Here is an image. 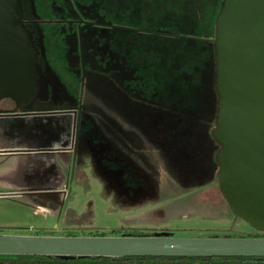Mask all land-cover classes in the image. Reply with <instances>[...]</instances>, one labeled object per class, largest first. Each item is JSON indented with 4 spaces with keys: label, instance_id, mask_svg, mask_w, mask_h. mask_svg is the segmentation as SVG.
Listing matches in <instances>:
<instances>
[{
    "label": "rangeland",
    "instance_id": "374dc122",
    "mask_svg": "<svg viewBox=\"0 0 264 264\" xmlns=\"http://www.w3.org/2000/svg\"><path fill=\"white\" fill-rule=\"evenodd\" d=\"M17 1L29 22L25 32L37 56L36 78L51 84L45 92L38 88L35 99L74 105L81 97L86 115L79 141L101 152L99 167L93 169L97 177L87 163L78 174L79 163L68 153L33 155L26 164H0L2 235L89 237L88 229L93 228L99 235L119 237L120 205L140 203L171 208L176 215L194 213L182 220L164 216L161 225L173 231L174 238H236V233L264 237L243 217L230 216L216 192L212 42L223 0ZM152 1L155 4H147ZM75 13L92 23L79 28L80 46L75 26L67 23ZM0 131L32 133L35 143L52 150L58 147L55 135L68 140L70 118L61 114L0 119ZM53 191L64 192L58 217L35 207L41 205L39 195H25ZM200 211L209 218L202 220ZM56 225L61 232L45 231ZM77 227L82 229L70 231ZM215 231L233 236L211 234ZM183 232L188 234L177 236Z\"/></svg>",
    "mask_w": 264,
    "mask_h": 264
},
{
    "label": "water",
    "instance_id": "95a60500",
    "mask_svg": "<svg viewBox=\"0 0 264 264\" xmlns=\"http://www.w3.org/2000/svg\"><path fill=\"white\" fill-rule=\"evenodd\" d=\"M19 24L17 1L0 0V98H9L16 109L32 94L35 60ZM78 42L80 46L79 35ZM212 44L217 103L211 136L220 148L217 184L232 183L225 199L234 219L243 217L249 226L264 232V0H223ZM52 110L35 102L30 111ZM231 199L244 203L245 209ZM0 256L264 258V238L0 235Z\"/></svg>",
    "mask_w": 264,
    "mask_h": 264
},
{
    "label": "flooded vegetation",
    "instance_id": "af4514ba",
    "mask_svg": "<svg viewBox=\"0 0 264 264\" xmlns=\"http://www.w3.org/2000/svg\"><path fill=\"white\" fill-rule=\"evenodd\" d=\"M17 1V0H16ZM18 3V16L20 19V24L18 25V27L23 31V33L25 34L28 43H29V47L30 49L33 51L34 53V63H33V69H32V76H33V91L32 94L28 96L27 99H25L22 103H20L17 107V109L15 108V104L13 101H11L9 98H0V119H15V118H21V117H25V116H32V115H67L70 118V132L68 135V140H65V137L62 134H58L55 136H58L59 138L56 139L55 144L58 145V147L53 148L52 150H49L48 148H44V145H40L39 143H35V135L29 132H25L23 131V133H12V132H8V131H0V164H4V163H23L26 164L28 163V161L30 160V158L33 155H40V154H46V153H65V154H69L72 156V161L73 163H75V161H77L79 163V167L80 169H78L79 173L81 172V168L82 166L87 163L88 165V169H91V174L95 177H97V173L93 171V169L99 167L97 165L98 162V156L100 154V150L99 149H88L85 146L81 145V142L79 141V133H80V127L83 124V117L86 115V113L83 111V101L81 97H78L77 101L75 102L74 105L71 104H55L54 101L50 100L49 98L47 99H35V92L37 91V89L39 88V92H45V90L47 88L51 87V84H49L45 78H41V80H37L36 77H38L36 75V64H37V56L35 51L33 50L32 46H31V42L30 39L28 37V35L25 32V26L29 24V22L24 18V16L21 13V6L20 3L17 1ZM147 4H155V1H152L150 3ZM69 24H73L75 26V32L76 35L79 38H81L82 34L79 31V28L81 27V25H91V22L88 21H84L81 19L80 16H78L76 13L73 14V19L70 20L69 22H67ZM81 65V69H80V73H79V81L80 83L83 82V68H82V63H80ZM79 65V66H80ZM61 73H59V78H60ZM114 91L112 93V95L110 94V103L112 102L114 104L115 102V98H114ZM35 101H37L39 104L44 105L45 107H51L53 110L50 112H44V113H31V108L33 107ZM110 105V104H109ZM64 108H67L68 110H63ZM70 108V109H69ZM61 109V110H60ZM63 110V111H62ZM75 127H77V134L75 135ZM214 129V128H213ZM66 146V147H64ZM218 147V146H217ZM220 148L218 147V150ZM58 163H60V161H58ZM60 165V164H59ZM71 173L73 175V173H75V168L71 167ZM95 173V174H94ZM216 174V172H215ZM112 177V176H111ZM101 180H104V177H101ZM215 186H216V192L218 193V195L221 197L222 201L225 203L227 209H228V204H227V200L226 198V188L228 185L232 184L231 182L225 180V181H220L219 184H217V179L215 176ZM107 187V184H104L103 187ZM109 187V185H108ZM54 192V191H53ZM45 193V192H43ZM47 193V192H46ZM60 195H63L64 198V192H54L53 194L49 195V196H44V195H39L40 198H38V202L40 204H42L43 206H45V208H47L50 212H54V216L58 217L59 212L57 211L59 209V204H60V200L61 197ZM62 198V199H63ZM232 200V199H231ZM233 205H239L240 209H245V204H239V200L238 199H234L232 200ZM229 212V210H228ZM229 215L232 216V214L229 212ZM254 215L255 214H251ZM264 215V213H263ZM256 217V216H255ZM234 218V217H233ZM237 218H235L236 220ZM249 226V224H247ZM68 227H66L65 229H67ZM249 228L252 231H256V232H262V231H258L255 230L254 228H252L251 226H249ZM61 229L59 227V225L54 226L53 228H45V231L47 232H61ZM76 231H73L72 229L70 230L71 232H79V230H81L82 228L77 227V228H73ZM90 235L89 237H99L97 231H95L93 228L90 230L88 229ZM132 232H136V231H131V232H126L128 233L127 236H129ZM145 233L142 235H148V232H146V230L144 231ZM11 232H8V234L10 235ZM113 233V232H111ZM119 233V232H118ZM264 233V232H262ZM7 234V233H4ZM12 234V233H11ZM121 234V233H120ZM0 235H2V233H0ZM125 235V234H124ZM122 235V237L124 236ZM16 236H22V235H16ZM34 236V235H32ZM76 235H64V237H73ZM51 237V236H49ZM60 237V236H58ZM88 237V236H87ZM31 257H38V256H0V264H11L13 262H19L20 264H31V262L33 261V259H31ZM44 257H49V256H44ZM52 258H56V257H52ZM63 259H69V258H63ZM72 259V258H70ZM5 261V263L3 262ZM30 262V263H29Z\"/></svg>",
    "mask_w": 264,
    "mask_h": 264
},
{
    "label": "crops",
    "instance_id": "0c3cea01",
    "mask_svg": "<svg viewBox=\"0 0 264 264\" xmlns=\"http://www.w3.org/2000/svg\"><path fill=\"white\" fill-rule=\"evenodd\" d=\"M84 170V169H83ZM215 174V173H214ZM215 177V176H214ZM212 185H210L211 187ZM210 187L208 189H210ZM123 205V204H122ZM36 206H42V209L44 210H48L47 208H45V206L41 205H35ZM145 206H153V204H146ZM122 209V218H121V222H120V230L118 231L119 233V237H121L122 235H124V237H127L126 232H131V231H163L166 234H168L171 237H174V235L172 236L171 233L173 231H170L169 229H166V227H163L161 223L163 220H165V215L167 216L166 220H170V219H186L189 216H192L194 213H192V211H188V212H182V213H178L173 214L171 210V208H169L168 210H164L165 208H158V207H144L142 205H140V203H136L135 205L132 206H121ZM40 208V207H37ZM49 211V210H48ZM198 216H200V218L202 220H205L207 218H209L208 214L205 215V213H203L202 211H200L199 213L197 212ZM161 220V221H160ZM165 220V222H166ZM164 222V221H163ZM216 232V233H215ZM215 232H211V234L214 233L215 234H223V235H227V236H233L230 235L229 231H224L223 233L221 231H215ZM221 232V233H220ZM121 233V234H120ZM206 234L207 237H210L209 234L207 232H204ZM176 234V233H175ZM186 232L183 233H179L177 234V236H181V237H185L186 236ZM240 236L239 233H236V237ZM213 238V237H212ZM233 238V237H230ZM245 238H249L245 237Z\"/></svg>",
    "mask_w": 264,
    "mask_h": 264
},
{
    "label": "trees",
    "instance_id": "16d2710c",
    "mask_svg": "<svg viewBox=\"0 0 264 264\" xmlns=\"http://www.w3.org/2000/svg\"><path fill=\"white\" fill-rule=\"evenodd\" d=\"M98 236H102V235H98ZM127 237H148V235H142L137 232H132ZM260 238H264V237H260ZM31 259H33L31 264H264V258H242V257L240 258H101V257L93 258V257H83V258L63 259V258L38 256V257H31ZM3 262L5 263V261ZM11 264H20V263L13 262Z\"/></svg>",
    "mask_w": 264,
    "mask_h": 264
},
{
    "label": "built area",
    "instance_id": "2783aa9c",
    "mask_svg": "<svg viewBox=\"0 0 264 264\" xmlns=\"http://www.w3.org/2000/svg\"><path fill=\"white\" fill-rule=\"evenodd\" d=\"M137 233L139 234H144L145 232L144 231H136Z\"/></svg>",
    "mask_w": 264,
    "mask_h": 264
}]
</instances>
